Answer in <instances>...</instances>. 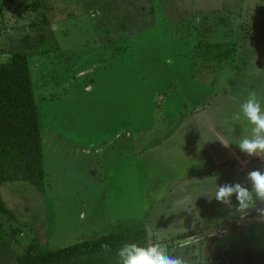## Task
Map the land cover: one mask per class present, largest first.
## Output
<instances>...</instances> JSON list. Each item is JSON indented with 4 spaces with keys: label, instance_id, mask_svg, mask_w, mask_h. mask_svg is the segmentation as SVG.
<instances>
[{
    "label": "rangeland",
    "instance_id": "374dc122",
    "mask_svg": "<svg viewBox=\"0 0 264 264\" xmlns=\"http://www.w3.org/2000/svg\"><path fill=\"white\" fill-rule=\"evenodd\" d=\"M225 44L235 57L221 65ZM16 51L29 55L45 187H1L20 245L0 236V264L34 239L55 251L142 229L185 264H264L256 211L208 200L264 171L235 144L251 130L240 104L255 91L264 105V0H0V63Z\"/></svg>",
    "mask_w": 264,
    "mask_h": 264
},
{
    "label": "trees",
    "instance_id": "16d2710c",
    "mask_svg": "<svg viewBox=\"0 0 264 264\" xmlns=\"http://www.w3.org/2000/svg\"><path fill=\"white\" fill-rule=\"evenodd\" d=\"M36 7L39 9V5L34 2L22 8L24 11ZM225 45L223 53L212 52L215 55L213 61L217 62V56L221 65L235 57L233 45ZM220 46L215 44L211 47L220 50ZM34 90L26 52L16 51L7 62L0 63V236H6L8 243L14 245H20L19 229L5 228L1 221L3 218L15 220L14 213L2 196L1 187L6 183L19 182L41 193L45 187L42 121ZM133 242L148 246L146 230L110 234L55 251L42 249L37 244L38 240L34 239V244L25 247L17 257V264H120L118 249ZM105 244L110 250L102 247Z\"/></svg>",
    "mask_w": 264,
    "mask_h": 264
},
{
    "label": "clouds",
    "instance_id": "9594fccd",
    "mask_svg": "<svg viewBox=\"0 0 264 264\" xmlns=\"http://www.w3.org/2000/svg\"><path fill=\"white\" fill-rule=\"evenodd\" d=\"M259 71V70H258ZM251 125L250 135H244L235 143L241 152L249 157H260L264 159V105L258 99L255 91L249 93L248 97L240 104V115ZM224 147H230L231 142L220 139ZM207 179V178H205ZM246 180L251 188L240 182L215 185V192L209 202L215 199L217 202L233 207L232 197L235 195L238 206L235 209L241 216L248 215L250 210H255L256 221L264 223V171L259 169L251 170L247 173ZM204 196V195H201ZM105 250H110L107 244L102 245ZM120 264H185L181 257L168 254L165 246L159 243L141 246L137 243H126L117 251Z\"/></svg>",
    "mask_w": 264,
    "mask_h": 264
},
{
    "label": "crops",
    "instance_id": "0c3cea01",
    "mask_svg": "<svg viewBox=\"0 0 264 264\" xmlns=\"http://www.w3.org/2000/svg\"><path fill=\"white\" fill-rule=\"evenodd\" d=\"M242 174L244 173V170L246 169V164H241Z\"/></svg>",
    "mask_w": 264,
    "mask_h": 264
}]
</instances>
